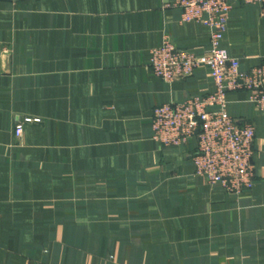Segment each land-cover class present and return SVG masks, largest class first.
Returning <instances> with one entry per match:
<instances>
[{
    "label": "crops",
    "instance_id": "0c3cea01",
    "mask_svg": "<svg viewBox=\"0 0 264 264\" xmlns=\"http://www.w3.org/2000/svg\"><path fill=\"white\" fill-rule=\"evenodd\" d=\"M171 0H0V264H264V114L242 194L195 175V142L152 139L155 106L215 90L208 67L151 71L168 39L197 56L211 31ZM223 45L264 58V3L232 0ZM25 118L20 137L16 125Z\"/></svg>",
    "mask_w": 264,
    "mask_h": 264
},
{
    "label": "built area",
    "instance_id": "2783aa9c",
    "mask_svg": "<svg viewBox=\"0 0 264 264\" xmlns=\"http://www.w3.org/2000/svg\"><path fill=\"white\" fill-rule=\"evenodd\" d=\"M258 3L264 0H241ZM231 0H173L182 9L184 22L195 21L211 31L207 53L199 57L166 39L152 49L150 67L158 78L166 81L191 75L207 65L216 90L196 95L182 102L156 106L152 129L154 140L166 145L184 146L194 141L197 151L194 162L198 174L211 184H218L232 194H240L253 185V124H240L230 113L226 95L234 90H247L259 111H264V60L243 69L241 60L224 47L232 10ZM250 100V101H251ZM25 118L16 125L20 137L24 126L32 122Z\"/></svg>",
    "mask_w": 264,
    "mask_h": 264
},
{
    "label": "rangeland",
    "instance_id": "374dc122",
    "mask_svg": "<svg viewBox=\"0 0 264 264\" xmlns=\"http://www.w3.org/2000/svg\"><path fill=\"white\" fill-rule=\"evenodd\" d=\"M232 1V0H231ZM254 3V2H253ZM253 3H246V4H253ZM258 3H264V1H260V2H258ZM169 5L170 6H173V0H171V3H169ZM181 18H182V15H181ZM182 20V19H181ZM192 22V21H191ZM195 22V21H194ZM198 23V22H197ZM201 24V23H200ZM203 25V24H202ZM204 26V25H203ZM210 40H211V38H210ZM209 43H210V41H209ZM209 43L207 44V46L205 47V54L207 53V47H208V45H209ZM225 47V46H224ZM226 48V47H225ZM204 54V55H205ZM196 55V54H195ZM203 55V56H204ZM200 57H202V56H200ZM262 60H264V58H262ZM261 60V61H262ZM260 61V62H261ZM203 66H206V67H208L207 65H203ZM151 68V67H150ZM198 69V68H197ZM209 69V68H208ZM151 71H152V69H151ZM196 71V70H195ZM194 71V72H195ZM210 71V70H209ZM152 73H153V71H152ZM154 74V73H153ZM193 74V73H192ZM191 74V75H192ZM155 75V74H154ZM183 76H190V75H183ZM210 76H211V73H210ZM157 77V76H156ZM158 78V77H157ZM211 78H212V76H211ZM161 79V78H160ZM161 80H163V79H161ZM163 81H165V82H171V81H173V80H171V81H166V80H163ZM212 81H213V78H212ZM213 83H214V85H215V82L213 81ZM215 90H216V86H215ZM214 90V91H215ZM213 91V92H214ZM234 91H246V92H248L247 90H234ZM230 92H233V91H230ZM229 93V92H228ZM228 93H227V95H226V100H227V102L230 104V101L228 100ZM249 93V92H248ZM207 94H209V93H207ZM207 94H203V95H201V94H195V95H192L191 97H193V96H196V95H201V96H204V95H207ZM251 96H252V94L251 93H249V100H251ZM190 98V97H189ZM253 105H254V103H253V101L251 100L250 101ZM174 103V102H173ZM177 103V102H176ZM165 104H169V103H165ZM229 104H228V106H229ZM161 105H164V104H160V105H157V107L158 106H161ZM156 107V106H155ZM254 108H255V110L257 111V112H259V113H261V114H264V111H259L255 106H254ZM232 115V114H231ZM234 119H235V117H233ZM153 119H154V110H153V117H152V122H151V130H152V134H151V137H152V139L154 140V133H153V129H152V123H153ZM236 120V119H235ZM238 122V121H237ZM249 123V124H253L250 120H245V121H243L242 123H240V124H243V123ZM253 126H254V124H253ZM255 127V126H254ZM255 130H256V128H255ZM16 134V133H15ZM17 136V135H16ZM255 140H256V135H255V137H254V141H253V149H254V154H253V156L255 155ZM157 142V141H156ZM161 147H163V148H180V147H183V146H176L175 144H171V145H166L165 143H162L161 144V142H157ZM197 144L195 143V152H194V154H193V156H192V160H193V165L195 166V175L197 176V177H199V178H202V179H204L205 180V182L207 183V184H209L207 181H206V179L203 177V176H201L200 174H198V167H197V165L195 164V162H194V156H195V154H196V151H197V146H196ZM184 146H186V145H184ZM253 163H254V161H253ZM254 165H255V163H254ZM255 170H256V165H255ZM255 178H256V171H255V177H254V182H253V185H254V183H255ZM209 185H211V184H209ZM218 184H214V186H217ZM253 185L250 187V188H248V189H246V190H249V189H251L252 187H253ZM220 186V185H219ZM225 190V189H224ZM245 190V191H246ZM245 191H243V192H245ZM228 192V191H227ZM243 192H241L240 194H242ZM232 194V193H231ZM235 195H237V194H235ZM239 195V194H238Z\"/></svg>",
    "mask_w": 264,
    "mask_h": 264
}]
</instances>
